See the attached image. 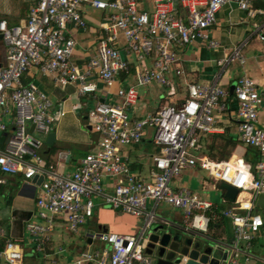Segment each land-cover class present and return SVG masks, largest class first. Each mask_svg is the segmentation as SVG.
<instances>
[{
    "label": "built area",
    "instance_id": "2783aa9c",
    "mask_svg": "<svg viewBox=\"0 0 264 264\" xmlns=\"http://www.w3.org/2000/svg\"><path fill=\"white\" fill-rule=\"evenodd\" d=\"M142 1L36 0L26 24L9 26L6 20L0 21L6 47V61L0 67V191L8 185L9 176L22 174L27 183L37 175L44 177L35 195V220L26 225V231L28 246L47 257L45 264H153L146 249L153 226L161 221L163 206L180 211L181 226L202 236L209 234L213 220L230 219L233 240L219 264L264 263L254 253L264 228L263 216L255 211L258 197L264 194V89L246 75L238 78L232 91L219 81L230 64L245 63L242 50L248 41L218 60L219 71L210 83H187V96L178 103L163 105L142 118L130 113L138 101L139 87H169L173 74L184 73L180 50L197 39L208 41L210 48L219 46L208 31L223 6L235 5L249 18L261 16L253 22L252 33L264 42V9L254 6L264 0H179L186 9L184 15L176 12L175 0H155L152 11L142 10ZM86 6L106 15L98 23L95 55L80 64L74 60L79 42L72 30L89 29ZM119 34L125 45L119 44ZM32 68L51 76L58 87L74 86L78 96L97 93L98 81L107 90L117 86L116 102H98L89 110V124L98 141L71 173L45 166L40 156L44 141L38 134L52 131L54 105L34 81H23ZM131 73L134 84L120 80ZM222 113L233 116L241 144L258 152L256 164L240 156L212 158L205 152L202 139L221 131L217 117ZM148 130L160 151L142 175L132 171L126 149L141 143ZM193 168L207 172L216 184L225 182L238 189L236 197L223 196L217 203L189 188H175L174 179ZM107 179L113 180L108 192ZM94 196L142 218L137 232L100 231L92 234L88 248L73 253L72 247L61 245L49 254L56 228L81 236L82 227L94 216ZM219 205L224 207L219 209ZM97 241L100 244L93 247ZM23 247L0 224V259L21 264Z\"/></svg>",
    "mask_w": 264,
    "mask_h": 264
},
{
    "label": "crops",
    "instance_id": "0c3cea01",
    "mask_svg": "<svg viewBox=\"0 0 264 264\" xmlns=\"http://www.w3.org/2000/svg\"><path fill=\"white\" fill-rule=\"evenodd\" d=\"M35 1L36 0H0V21L6 20L9 26L26 24L30 7ZM154 1L155 0H143L140 3V8L142 10L152 11ZM254 6L264 9V2L256 1ZM174 7L176 12L180 15L185 14L186 9L182 8L179 0H175ZM84 15L88 22L89 29L87 31L72 30L73 36L79 42L74 54V60L80 64L86 63L91 56L95 55L99 38L98 23L105 18L106 12L86 6ZM260 19L261 16L249 18L245 11L238 9L235 5L223 6L217 13V21L215 25L208 31L210 38L217 41L219 46L217 48H210L208 46V41L197 39L193 44L180 50V67L183 69L184 73L181 76H175L173 74L171 76L172 85L169 87H162L158 84H152L149 85V87L146 86L144 89L143 87H139V98L134 105L137 106L135 107L137 108V111H135V113H131L130 111V113L134 117H145L148 114L155 112L163 105L178 103V101L185 98L187 96V83H210L219 71L218 60L222 59L239 43L245 40L248 41L242 50L245 57V63L241 64L236 61L230 64L219 81L221 85L229 91H232V87L235 86L238 78L246 75L252 78L259 88L264 89V42L259 40L252 33L253 22ZM122 37V34H119L118 40L121 46L125 45V39L123 37L122 40ZM5 61L6 47L0 37V67L5 64ZM120 80L129 84H134V73L122 75ZM23 81L25 83L34 81L40 89L48 94L54 105L52 112L55 122L53 123L52 131H55V141L53 145H47V140L49 139L51 132L47 135L38 134V136L44 141V147L40 152V156L44 161L45 166H52L62 174L73 172L78 167L79 160L94 149L98 141V134L89 124V110L98 102H116L117 98L115 94L117 86L107 90L102 82L98 81L97 93L90 96H78L75 92L74 86L69 85L64 88L58 87L51 76L39 73L36 68H32L23 77ZM144 94H146L145 97ZM217 119L221 131L210 136L206 135L202 139L205 152L208 155L210 147L213 144V136L215 135L233 136L238 142H240L237 135L236 122L233 116L228 113H222V115H218ZM151 137L152 130H148L141 143L126 149V152L130 157L132 171L135 173L146 175L149 168L153 165L152 156L160 151L153 143ZM1 140L3 141L2 138H0V141ZM245 147L246 146L235 147V149L242 150ZM40 176L41 175H37V180ZM8 178V185L4 186L0 191V224L6 228L7 232L14 239L24 243V257L21 264H45L47 257L35 253L32 248L28 246L29 239L26 231V225L35 220V195L40 189V185H36L33 180L28 183L25 182L22 174L9 176ZM104 184L105 190L108 192L112 187L113 180L107 179ZM173 186L175 188H189L209 200L212 199L208 198L206 194H208L210 190L219 191L222 189L220 183L216 184L210 179L208 173L200 168L185 170L174 179ZM223 196H225L224 190L220 193V198L218 200L212 201L219 203ZM260 197L264 202V194H262L258 197L255 203V211L262 215V212H259ZM94 198L97 199V202L95 201V209L96 207L105 206L103 197L94 196ZM223 207L224 205H219V209H222ZM130 216L135 217L133 215ZM159 217L161 221L155 224L153 228L167 222H170L175 226H181L182 224L181 212L174 210L169 206H163L160 208ZM140 220L137 224L130 226H127L128 221H114L112 227L121 229V231H108L105 226H100L99 228L100 231L118 234H134L142 223V220ZM60 224L61 222L58 221L57 225ZM81 232V237H85L86 234H94L93 232L84 229H82ZM64 234H66V232L62 228H56L54 238H61ZM207 236L220 241L223 245L221 247L217 244L219 248L228 249L227 245L232 243L233 240V226L230 219L225 217H219L216 219L215 224L210 227ZM56 243L57 242L54 240L52 248L48 250L49 254L57 251L59 249L57 247L61 246V244ZM90 244L91 243H88L87 238L84 245L79 246L71 243L70 247L73 248L74 253L80 249L88 248V245ZM254 253L258 257L264 259V228L255 243ZM219 259L221 261L223 257L220 256ZM258 262L261 261L254 260L248 264H256ZM0 264H6V262L3 259H0Z\"/></svg>",
    "mask_w": 264,
    "mask_h": 264
},
{
    "label": "water",
    "instance_id": "95a60500",
    "mask_svg": "<svg viewBox=\"0 0 264 264\" xmlns=\"http://www.w3.org/2000/svg\"><path fill=\"white\" fill-rule=\"evenodd\" d=\"M54 141L55 131H51L47 145L52 146ZM43 179V176H40L37 180L35 176L33 182L40 185ZM220 187L230 200H233L238 193V189L225 182H221ZM89 236L88 243H91L92 234ZM217 244L222 247V243L216 239L167 222L152 229L146 254L152 256L153 264H219V257L225 259L226 256Z\"/></svg>",
    "mask_w": 264,
    "mask_h": 264
},
{
    "label": "rangeland",
    "instance_id": "374dc122",
    "mask_svg": "<svg viewBox=\"0 0 264 264\" xmlns=\"http://www.w3.org/2000/svg\"><path fill=\"white\" fill-rule=\"evenodd\" d=\"M122 40H123V37H122ZM97 45H98V42H97ZM147 87H149V86H147ZM144 88H146V87H143V89ZM145 95L146 94H144V97H145ZM138 106H139V103H138ZM135 107H137V106H133L130 108L131 113H135V111H137V108H135ZM207 136H210V135H207ZM222 192H223L222 189L219 191H211L210 190L208 192V194H206V195L208 196V198H210L212 200H218L220 198V193H222ZM94 200L97 202L96 198H94ZM259 203H260L259 212H262V215L264 216V212H263L264 202H263L261 197H260ZM138 218L139 217H136V216L131 217L130 215H127L125 212H123L120 209H114L112 206L105 205V206L96 207L94 217L92 219H90L89 223L87 225H84L82 227V229H84L86 231L93 232L94 234H97L100 232V228H99L100 226H105L108 229V231H121V229H116V228L112 227V223L114 221H120V220L128 221L127 226H130V225L137 224L139 222V220L141 219V218H139V219ZM160 225H163V224H160ZM66 234H64L63 237H61V238H54L53 242L55 240L57 243L61 244L63 247H65V246L69 247L71 245V243H74L75 245H79V246L84 245L86 243V238L84 236L81 237L79 235L70 234V233H68L67 235ZM53 242H52V244H53ZM99 244H100V242L97 241L93 244V247H96ZM57 248H59V246ZM222 249L224 250V254L226 256L227 253L229 252L228 249L227 248L226 249L222 248ZM62 255H63L62 253L59 254L60 257ZM223 260L224 259H222L221 261H223Z\"/></svg>",
    "mask_w": 264,
    "mask_h": 264
},
{
    "label": "trees",
    "instance_id": "16d2710c",
    "mask_svg": "<svg viewBox=\"0 0 264 264\" xmlns=\"http://www.w3.org/2000/svg\"><path fill=\"white\" fill-rule=\"evenodd\" d=\"M235 147H243V145L233 136L215 135L213 136V144L210 147L209 155L212 158L227 159L232 156L243 157L247 162L256 164L259 159L258 152L252 147H245L242 150ZM215 224V220L211 222L210 227ZM256 264H264L258 262Z\"/></svg>",
    "mask_w": 264,
    "mask_h": 264
}]
</instances>
